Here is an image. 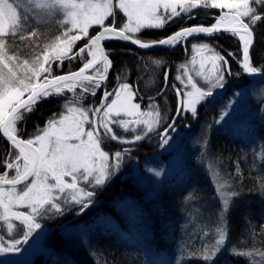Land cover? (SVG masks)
Here are the masks:
<instances>
[{"label": "snow or ice", "instance_id": "obj_1", "mask_svg": "<svg viewBox=\"0 0 264 264\" xmlns=\"http://www.w3.org/2000/svg\"><path fill=\"white\" fill-rule=\"evenodd\" d=\"M199 8L219 9L220 14L214 17L216 22L210 26L182 27L155 40L144 41L136 36L146 28L162 29L182 14L185 18H194V10ZM53 24L63 26V30L48 39L42 29ZM93 26H97V31L90 34ZM262 26L264 0H0V139L8 142V147L0 152V169H3L0 171V222L10 235L19 231L13 221H19L27 229L23 232V240L13 239L7 246L0 244V253L19 251L18 245L26 243L41 227L37 217L52 212L62 213L61 203L81 205L80 211L87 208L95 193L81 187V182L91 187L104 185L119 169L124 155L131 151L124 148L110 156L103 146L110 141L120 144L140 141L154 132L161 122V112L155 103L149 105L152 110L145 113L140 110V104L133 102L136 89L127 82V73L122 69L117 74L116 88L103 91L99 107L77 106L75 95L71 100L65 98L63 111L48 117L45 126L38 125L33 133L27 134L29 138H23L18 123L25 121L27 115L35 112L37 105L49 97L62 96L65 89L75 93L77 86L96 95V90L107 80L113 66L109 57L115 51H106L102 41H131L144 49L172 47L189 37L198 38L201 34L210 37L223 29L237 37L242 45L240 63L243 72L257 74L264 73V65L253 66L251 52L257 29ZM42 38L47 42H42ZM82 39L86 42L73 55L77 42ZM193 49L211 53V56L204 57V60L211 61V68L204 71L205 64L201 62L200 70L196 71L207 88L199 86L187 66L181 65L187 77L185 87L191 90L182 94L184 99L177 114L183 115L188 111L195 117L197 105L211 97L213 89L224 86L225 73L231 74L228 58L233 54L222 55L209 43L194 44ZM85 53L90 59L83 60L78 71L52 75L54 63H63L65 59L76 56L84 57ZM151 63L159 67L164 61L161 58L151 60ZM190 63L194 66L195 58ZM149 67L147 63L142 64L141 71L148 73ZM141 79L146 87L156 83L151 75ZM167 79L165 71L164 80ZM176 79L184 83L180 76ZM85 82L91 87L85 86ZM163 92L160 88L157 95ZM177 94L181 95L179 90ZM90 113L98 118L91 119ZM122 114L137 119H120ZM227 115L226 111L223 112L220 119ZM133 123L143 125L142 134L135 135L134 141L124 139L123 134L113 127L118 126L127 132ZM169 130H175V119L165 128L162 145H167L171 139ZM113 157L115 163L110 164ZM210 168V179L221 207L216 213L213 230L210 232L208 225L201 228L198 258L203 264H215L218 259L229 234L228 213L234 198L241 195L233 184L232 174H222L212 165ZM10 171L14 175L10 176ZM148 171L157 177L161 175L160 171L152 168ZM240 173L237 164L235 174L239 176ZM258 180V187L264 194V168H261ZM18 208L30 211H18ZM249 232L254 235L251 229ZM261 233L264 234V225H261ZM259 243L260 247L253 243L250 250L233 247L232 254L249 258L246 264H264V240ZM192 256L197 258V253L193 252Z\"/></svg>", "mask_w": 264, "mask_h": 264}, {"label": "trees", "instance_id": "obj_2", "mask_svg": "<svg viewBox=\"0 0 264 264\" xmlns=\"http://www.w3.org/2000/svg\"><path fill=\"white\" fill-rule=\"evenodd\" d=\"M194 14V18H185L182 14L162 29H143L137 36L148 41L167 37L182 27L201 24L210 26L216 22L214 17H218L220 10L199 8L194 10ZM118 15L122 16L121 13ZM42 30L51 39L63 30V26L53 24ZM96 31L97 26L92 27L90 34H95ZM42 42L47 40L42 38ZM85 42L82 39L79 45L82 46ZM197 42L214 45L223 55H233L228 58L231 74H226L230 81L229 90L201 106L198 122H205L203 130L197 127V122L191 123V128L185 132L183 140H186V145H191L186 146L192 148L191 157L171 176L152 186L150 179L146 181L144 178L141 181L132 175L133 159L138 160L140 171L145 175L150 164L167 159L178 148L163 154L159 151L160 142L153 140L139 144L138 149L124 156L120 171L116 173L112 183L93 190L97 198H104L98 207L80 211V206L70 203L64 208L70 210L69 213L62 212L52 217L47 214L37 218L42 227L47 231L51 230L46 242L53 252L45 257H38L34 264H178V261L179 264H203L198 258L201 228L208 225V230H213L216 213L221 207L210 179V165L220 169L222 174H232L233 184L241 193L234 198L228 213V238L218 253L215 264H246L249 258L234 256L232 248L250 250L253 243L256 247L261 246L259 242L264 240V234L261 233V225H264V194L258 187V174L264 168V123L257 120L256 111L240 117L232 126L223 128L217 125V118L219 103L232 90L247 87L264 89V81L252 84L243 72L240 63L242 49L237 37L229 33H217L210 37L201 36ZM105 49L115 50L109 57L113 60L109 76L95 96L83 94L85 96L81 100L92 104L102 97L103 91H113L118 84L117 74L123 69L127 73V82L135 86L136 102L143 104L142 108L153 103L170 104L173 115L177 102L175 90L179 87L176 77L186 60L189 42L185 47L178 45L166 49L139 50L124 41L111 40L105 43ZM251 55L253 66L264 65V26L257 29ZM148 58H162L164 63L157 67ZM82 61L72 58L63 63L56 62L52 66V75L76 71L82 66ZM145 63L150 65L148 73L141 71V65ZM165 71L168 73L167 81L164 80ZM149 75L155 77L156 83L146 87L141 77L147 79ZM160 88L164 92L157 95ZM65 98L71 100L73 95ZM65 98L59 96L46 99L37 105L35 112L27 115L25 121L19 122L17 127L24 134L23 138H29L27 134L33 133L38 125L45 126L48 117L59 113ZM254 102L259 108L264 105V92L261 99L255 98ZM207 110L208 115L205 114ZM185 117L187 123L191 121L188 114L184 117L181 115L177 125ZM251 126L256 131L253 141L248 139L250 136H244L243 130ZM7 147L8 142L0 139V152ZM111 147L114 153L121 148L118 143H113ZM197 159H200L199 163L195 162ZM237 164L241 170L239 176L235 174ZM106 192L108 194L104 195ZM117 192H121L118 194L119 200L113 201ZM120 197L127 199L124 206L119 204ZM73 204L77 207L72 206ZM16 225L19 231H14L12 237L8 236L5 226H0V239L3 243L23 238L24 227L18 223ZM249 229L254 235L250 234ZM193 252L197 253V258L192 256Z\"/></svg>", "mask_w": 264, "mask_h": 264}, {"label": "rangeland", "instance_id": "obj_3", "mask_svg": "<svg viewBox=\"0 0 264 264\" xmlns=\"http://www.w3.org/2000/svg\"><path fill=\"white\" fill-rule=\"evenodd\" d=\"M224 11H227V10L225 9ZM124 19H125L124 22H127L126 18H124ZM93 27H95V26H93ZM90 30H91V28H90ZM138 34H136V36ZM199 38L200 37L188 39L189 49H188V52H187L186 57H185L186 60L184 61V63L182 65H186L187 66V70H188L189 74L193 76L194 80H196V82L198 83L199 86L207 88V85H206L205 81L201 77L196 75V71L200 70V63L201 62H203L205 64L204 71H208L211 68V61L204 60V57L211 56V53L210 52H206V51L201 53V52H197V51H195L193 49V45L194 44H196V45L200 44V43L197 42V39H199ZM108 41H111V40H108ZM79 42H77V45H76V48L74 49L73 55L75 54V50L78 49L81 46V45H79ZM182 44H183V41L178 43L175 46L182 45ZM215 49L218 51L217 48H215ZM241 49H242V45H241ZM193 58H195V65L194 66H193L192 63H190L191 61H193ZM73 59H75L76 61H80V60H84V59H90V57H88L87 53H85L84 57L76 56ZM184 71H185V69L180 67L179 72L177 73V76H180L183 79L184 83H182L180 79H177L179 87L178 88L176 87V90H175L177 102H176V109H174L173 115H171V106H170V104H156L159 107V109H160L162 119H161L160 124L157 126V128H156V130L154 132L148 133V135L145 136L144 139H142L140 141H134L135 135L142 134L143 125H137V124H134V123L130 124L129 125V131H127V132H125L122 128H119L118 126L114 125L113 127L119 133L123 134L124 139L131 140V141H134V142L133 143H128V144H120V143H118L116 141H110V142H108V144L106 146H103L104 150L108 151L110 156H112V154H114V152H112L113 149L111 147V145L113 143H118L121 146V148H119L120 150H123L124 148L130 149L131 151L128 154H126V155H129L131 152H133V150L138 149V145L139 144H141L143 142H146V141L147 142H153V140H155L157 142H160V150L159 151H161V153H163V154H168L172 150L178 148L177 151L172 153V155H170V157H168L167 159H165V160H163L161 162H158L157 164H150L149 165V168H152V169H155V170L161 172V175L159 177H157L154 174V172H149L148 171L149 168H147V172L145 173V175L143 173H141L140 164L137 163L138 160L136 158L133 159V162L131 163V169L133 171L132 175L135 178L141 179V181H144V178H145L146 181H148V179H150V182H151L152 186L155 183H160L165 178H168L169 176H171L176 170L180 169L184 165L185 162L188 161L189 157H191V154H192L191 153V149L192 148L191 147H187L186 148V146L190 145V143H188L186 145V140H183L185 132L189 128H191V126H192V125H190L191 123H197L200 120L199 116H198V113L202 109L201 106L203 104L209 103L212 99L215 98V96L217 94L220 93L221 95H224L226 93L227 89L229 90L228 84H229L230 81L226 77V74H227V72H226L225 73L224 86L222 88L213 89V95L211 97L206 98L204 101H202L200 104L197 105V115L195 117H193L192 114L190 112H188V111L184 112L183 117L186 114H188L190 116V120L191 121H188V123H187L186 117H185L183 120H180L179 124L177 125V121H178L179 117L181 116V115L177 114V109L180 108L181 102L184 99L182 94L184 92H186V91L191 90L190 87H188V88L185 87V84L187 83V77L184 76ZM89 74H91V73H89ZM85 86L91 87L90 85H87V82H85ZM98 90L99 89L96 90V93L98 92ZM177 90L180 91L181 95L177 94ZM263 92H264V89L262 87H247V88H244L242 90H238V89L232 90L228 94V96L225 97L224 99H222L221 102L219 103V109H218L219 110L218 111L219 114H218V118H217V121H219L217 123L219 128L232 126L233 123L238 121L240 117H244L246 114L251 113V111H256L257 120H259L260 123H264V105H262L259 108L258 104H256L254 102L255 98L261 99V94ZM83 94L91 95V92L90 91L85 92V91H83V88L77 86L75 88V93L70 92V91L65 89L63 95L60 96V97L65 98L67 95H73V96L75 95V96H78L77 97L78 98L77 106L85 107V108H93V109L96 108V107H99L100 103L102 102L101 98L98 100L99 102L96 101V102H94L92 104H89V103H85L83 100L80 99V98H83L85 96ZM133 102L140 104V102H136V98H135V100ZM140 105H141V109L140 110L142 112L147 113V112L152 110L149 107V105H151V104H148L145 108H142L143 104H140ZM63 110L64 109L62 108L61 111H63ZM225 111L228 113V115L224 116L223 120H221L220 117L223 114V112H225ZM207 112H208V110L205 111L206 115L209 114ZM101 115H102V113H101ZM90 118L91 119H97L98 117L94 116V115H92V113H90ZM143 118H147V117H143ZM120 119L133 120L134 121L135 119H137V117H135V116H126V115L122 114ZM173 119H175V130H169L168 131V135L171 137V139L169 140V143L167 145H162V134H163L165 128L167 127V125L169 123H172ZM204 123H205L204 121L198 122L197 127L199 126V129L203 130ZM240 123L243 124L244 122L240 121ZM132 128H135L136 131L135 132L131 131ZM247 129H249V130H247ZM243 130H244V136H246V135L250 136L248 139L250 141H253L254 139H252V138H253L254 134L256 133L255 128L251 126V127L244 128ZM245 132L247 134H245ZM224 133L226 134V132H224ZM224 133H222V136H224ZM189 141L191 142L192 140H189ZM192 143H193V141H192ZM193 144L196 145V143H193ZM259 157L261 158L262 156H259ZM123 159H124V157H123ZM195 162L199 163L200 159L195 160ZM109 163L110 164H114L115 163L114 157L109 160ZM119 171H120V169L115 170V174L112 175L111 178L109 180H107L105 182V184L102 185V186L91 187V186L86 185L84 182H81L80 186L86 188V190H88V191H93V190H96V189H99V188H103L105 185H110L112 183V181L114 179V176ZM9 175L10 176L14 175V173L10 171ZM147 177H149V178H147ZM120 193L121 192H117L116 193V195L113 198V201H116L119 198L120 195H118V194H120ZM107 194H108V192L104 193V195H107ZM120 198H121V201L119 202V204H120V206H124V203L127 201V199H125V197H120ZM103 200H104L103 197L97 198L96 195H94L91 198V203L88 204L87 208L93 207V206L98 207ZM69 204L61 203V207L64 209ZM74 204L72 206H74V207L80 206L81 207V205L76 204L77 205L76 206ZM17 210L18 211H23V212H29L30 211V209H28V208H18ZM63 212L69 213L70 210H68V209L65 210L64 209ZM58 214H60V213H55V212L48 213L49 217L56 216ZM37 218H39V217H37ZM13 223L20 224L19 221H13ZM0 226H1V228L3 227V222H0ZM24 229H25V231H27V229L25 227H24ZM49 232H51L50 229L47 231V229L45 227H42V226L39 229H36L32 233V235L28 238V241L26 243H21L20 245H18V247L20 249L19 251L0 253V264H34V262L37 260L38 257H43V256L45 257V256L49 255V253L53 252V251H51V248L48 247L47 242H46V241H48ZM13 235H14L13 233L11 235L8 233V236H10V237H12ZM21 240H23V238ZM11 242L3 243V241L0 239V244H3L4 246H7Z\"/></svg>", "mask_w": 264, "mask_h": 264}, {"label": "water", "instance_id": "obj_4", "mask_svg": "<svg viewBox=\"0 0 264 264\" xmlns=\"http://www.w3.org/2000/svg\"><path fill=\"white\" fill-rule=\"evenodd\" d=\"M219 33H227V32L223 31V29H222ZM201 36H205V35L204 34H201L199 37H201ZM188 39H192V37H189ZM188 39L185 40V41H183V44L181 45L182 47H185L186 46V44L188 43ZM124 42H126L127 44H129V45H131V46H133V47H135L136 49H139V50H155V49H165V48H168L169 47V46H156V47H152V48H149V49H144V48H140L136 44L131 43V41H124ZM105 43H106L105 41H102V45L104 47H105ZM78 70H76V71H78ZM73 72H75V71H73ZM67 74H69V73L62 74V75H67ZM86 74H89V73H86ZM245 74L248 77L250 83H252V84L260 83V82H263L264 81V73L263 74H260V76L259 75H255V74H248V73H245Z\"/></svg>", "mask_w": 264, "mask_h": 264}, {"label": "flooded vegetation", "instance_id": "obj_5", "mask_svg": "<svg viewBox=\"0 0 264 264\" xmlns=\"http://www.w3.org/2000/svg\"><path fill=\"white\" fill-rule=\"evenodd\" d=\"M108 76H109V74L107 75V78H108ZM106 82V80L105 81H103V83H105ZM103 83H102V85H103ZM101 89V88H100ZM220 96H222L220 93L219 94H217L216 96H215V98L216 97H220Z\"/></svg>", "mask_w": 264, "mask_h": 264}, {"label": "bare ground", "instance_id": "obj_6", "mask_svg": "<svg viewBox=\"0 0 264 264\" xmlns=\"http://www.w3.org/2000/svg\"><path fill=\"white\" fill-rule=\"evenodd\" d=\"M242 67V66H241ZM260 74H263V73H257V74H255V75H259L260 76Z\"/></svg>", "mask_w": 264, "mask_h": 264}]
</instances>
